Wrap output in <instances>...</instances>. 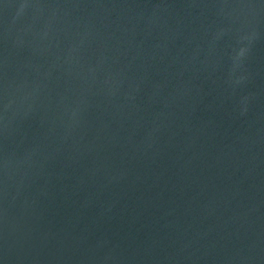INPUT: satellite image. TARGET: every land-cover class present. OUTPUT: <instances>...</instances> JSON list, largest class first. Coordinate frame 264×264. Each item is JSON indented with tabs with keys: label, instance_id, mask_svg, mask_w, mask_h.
<instances>
[{
	"label": "water",
	"instance_id": "1",
	"mask_svg": "<svg viewBox=\"0 0 264 264\" xmlns=\"http://www.w3.org/2000/svg\"><path fill=\"white\" fill-rule=\"evenodd\" d=\"M0 264H264V0H0Z\"/></svg>",
	"mask_w": 264,
	"mask_h": 264
}]
</instances>
